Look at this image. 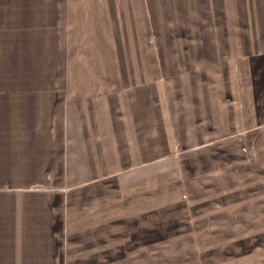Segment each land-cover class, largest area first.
Wrapping results in <instances>:
<instances>
[{
	"label": "crops",
	"instance_id": "1",
	"mask_svg": "<svg viewBox=\"0 0 264 264\" xmlns=\"http://www.w3.org/2000/svg\"><path fill=\"white\" fill-rule=\"evenodd\" d=\"M254 184L264 0H0V264L211 249Z\"/></svg>",
	"mask_w": 264,
	"mask_h": 264
},
{
	"label": "rangeland",
	"instance_id": "2",
	"mask_svg": "<svg viewBox=\"0 0 264 264\" xmlns=\"http://www.w3.org/2000/svg\"><path fill=\"white\" fill-rule=\"evenodd\" d=\"M249 192L263 197L264 186L254 184ZM219 203H225V201L222 200ZM230 208L233 207L227 204L224 209H218L216 212L212 210V214L210 213L208 217L198 216V220L210 219L213 224L211 239L218 236L225 238L212 242L211 249L180 250L175 257V251H173V256L164 254L161 258H148V261H153L151 264H264V217L234 216V210H228ZM229 231L233 233H225ZM163 252L168 253L170 250L164 249ZM159 253L160 250L157 256Z\"/></svg>",
	"mask_w": 264,
	"mask_h": 264
}]
</instances>
